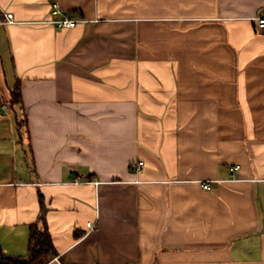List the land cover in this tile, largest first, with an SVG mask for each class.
<instances>
[{
    "label": "crops",
    "instance_id": "crops-1",
    "mask_svg": "<svg viewBox=\"0 0 264 264\" xmlns=\"http://www.w3.org/2000/svg\"><path fill=\"white\" fill-rule=\"evenodd\" d=\"M6 12L0 66L25 124L0 131L4 255H26L42 198L48 264H264V0H0Z\"/></svg>",
    "mask_w": 264,
    "mask_h": 264
},
{
    "label": "trees",
    "instance_id": "trees-1",
    "mask_svg": "<svg viewBox=\"0 0 264 264\" xmlns=\"http://www.w3.org/2000/svg\"><path fill=\"white\" fill-rule=\"evenodd\" d=\"M12 106L21 104L20 83L16 82L10 90ZM25 124V120L18 123V128ZM46 208L40 199V211L36 222L29 226L27 253L25 256H7L0 251V264H48L57 256L46 223Z\"/></svg>",
    "mask_w": 264,
    "mask_h": 264
},
{
    "label": "rangeland",
    "instance_id": "rangeland-1",
    "mask_svg": "<svg viewBox=\"0 0 264 264\" xmlns=\"http://www.w3.org/2000/svg\"><path fill=\"white\" fill-rule=\"evenodd\" d=\"M13 85L14 82L8 62L5 64V68L2 65L0 66V131L9 138L13 133H17L18 131V123L16 124L15 120V113H19L17 111L18 108H14L10 103V90L13 88ZM28 159L30 160L29 155L27 157Z\"/></svg>",
    "mask_w": 264,
    "mask_h": 264
},
{
    "label": "built area",
    "instance_id": "built-area-1",
    "mask_svg": "<svg viewBox=\"0 0 264 264\" xmlns=\"http://www.w3.org/2000/svg\"><path fill=\"white\" fill-rule=\"evenodd\" d=\"M54 7H56V5H54ZM58 11L54 10L53 14H56ZM4 17L5 20L0 21V24H10L13 22V14L10 12H6L4 13ZM75 20L72 19H60L57 21H54V23L56 24L57 27H73L75 25ZM257 27L259 30L264 31V16H259L257 17ZM143 166V162L142 161H136V162H132L130 163V168L132 170H134L135 172H139L141 170V167ZM239 166H235L233 169H238ZM202 188L203 189H209V185L208 183H202ZM87 226L90 229L94 228L93 223L88 222Z\"/></svg>",
    "mask_w": 264,
    "mask_h": 264
}]
</instances>
